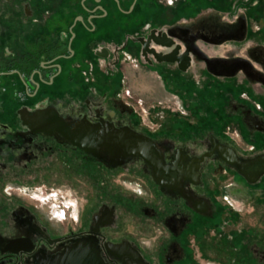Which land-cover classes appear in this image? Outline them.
Segmentation results:
<instances>
[{"label": "rangeland", "instance_id": "374dc122", "mask_svg": "<svg viewBox=\"0 0 264 264\" xmlns=\"http://www.w3.org/2000/svg\"><path fill=\"white\" fill-rule=\"evenodd\" d=\"M2 1L9 4L12 0ZM133 4V0H124L122 11L129 12ZM139 4L140 15L118 17L119 33L114 25L105 28L104 44L100 47H113L120 64L113 60L101 61L104 58L96 50L87 56L83 54L80 62L75 63L77 71H67L75 76L69 88L58 94H55L56 89H46L43 97H51L53 103L61 105L67 95L70 113H77L89 100L96 104L95 108L101 106L103 111H117L119 125L144 133L157 144L168 140L187 147L190 152H195L196 148V153H200L203 151L201 141L213 134L224 138L240 155H252L253 149L255 153L264 152V143L260 137L255 139L247 124L254 121L259 129L264 128V0H139ZM27 11L30 14L29 7ZM111 21L116 23L117 20ZM33 23H41V19L35 18ZM153 30L170 31L182 51L197 48L202 59L193 56L191 67L186 72L176 73L175 77L147 65L137 44ZM76 33L81 48L89 41L101 39V33H89L90 39L80 36V30ZM3 34L0 25V39ZM126 38L131 41L127 48L123 46ZM222 46L225 47V93L213 78L211 60L205 51L207 48L220 50ZM124 52H128L137 65L124 62ZM91 66L94 72L87 83L84 72ZM145 69L154 73L155 83L160 86V91L149 97L140 89L144 85ZM146 81L153 82L148 78ZM5 86L12 94L18 89L9 82ZM20 89L23 94V87ZM126 89L131 97L124 99ZM230 97L234 102H241V118L228 114ZM115 102L120 103L124 111L113 108ZM215 165H208L204 184L211 190L218 213L213 222L201 225L189 237L190 255L185 264H264V177L255 185H249L234 169L217 171ZM122 175L118 174L112 186L121 199L117 207L118 230L141 243L151 264H160V245L167 233L162 225L140 215L138 209L145 205L160 208L161 201L152 190L146 192V188L145 191L141 188L136 175L132 183L125 181ZM57 179L53 177L51 183L37 185L39 191L22 193V198L48 217L50 197L42 193L49 188L53 193L68 190L65 205L70 209L62 207L67 214L59 211L50 217L54 230L67 231L77 224L68 212L76 214L84 199L91 196L92 185L79 180L72 172L69 184L57 183ZM54 204L51 209L56 211L58 203Z\"/></svg>", "mask_w": 264, "mask_h": 264}, {"label": "flooded vegetation", "instance_id": "af4514ba", "mask_svg": "<svg viewBox=\"0 0 264 264\" xmlns=\"http://www.w3.org/2000/svg\"><path fill=\"white\" fill-rule=\"evenodd\" d=\"M87 1L83 0L82 3L84 2L88 11L84 9L83 4L81 5L90 16L87 20L80 16L84 20L82 24L86 23V28L90 31L92 26L87 22L89 18L94 15L96 18L92 21L103 17L106 19L108 12L102 6L103 0L100 3L93 0L97 6L90 9L86 5ZM98 7H102L107 12V16L97 10ZM94 10L96 11L93 13ZM78 24L79 22L76 25ZM94 27L93 33L101 32L96 26ZM102 44H104L102 39L88 43L91 47L90 51H98L99 56L108 53V58L100 59L101 61L113 60V63L120 64V59L114 56L117 51L113 47L109 49L100 47L103 46ZM130 44L129 38L124 39V47L127 48ZM137 45L142 60L149 65L143 57L142 44ZM151 48L156 50L157 55H166L175 47L169 50L154 46ZM68 53L43 62L44 67L40 66L31 71L24 68L5 70V67L0 65V264H49L50 260L65 255L78 245L97 248L105 264H151L141 243L123 230H118L117 207L121 199H118L116 190L112 186L119 173H123L122 177L130 183L135 180L134 175H136L138 177L136 179L141 182V188L143 190L146 188V192L152 190L156 198L161 201L160 208L145 205L138 209L140 215L159 223L167 233L160 245L159 263L185 264L190 255L189 237L198 231L201 225H209V222H213L218 213L215 202L210 196L211 190L204 184L205 174L209 164H216L217 171H222L223 168L228 170L225 163L217 158L220 156L218 148L229 143L222 137L208 134L207 138L201 141L203 151L196 153V148L195 152H190L185 146L176 145L168 140L159 141L158 147L164 155L166 165H173L178 157L187 156L188 159L182 165L186 169H192L196 165L195 159L211 155L205 157V161L197 170L200 172L197 184L193 183L192 178L182 180L184 190L180 193L170 187L157 185L149 166L141 160H129L119 164L117 158L108 151L98 155L87 154L80 148L70 145L60 133H54L53 129L29 128L20 110H27L24 117L30 121L37 117V111L50 106L57 108L59 120L65 125H84V122H88L93 126L108 124L116 128L126 127L117 123L119 121L117 111H103L101 106L95 108L93 106L96 104L90 100L79 107L77 113H70L67 95L66 98H62L61 105L58 102L53 103L51 97H43V91L46 89L49 91L56 89L55 94H58L60 79L62 82L65 80L64 77H68L67 81L70 83L69 78L73 80L75 77L67 72L69 69L67 64L72 62L71 72H74L77 71L76 64L79 61L77 62L76 57L70 56L69 46ZM124 53L128 54V52ZM94 57L96 59V56ZM149 59L153 66L167 65L179 70L178 64L159 63L152 54L149 55ZM58 65L61 66L60 72ZM6 82L18 89L12 94L5 86ZM36 85L39 87L37 88ZM21 86L25 90L23 94H21ZM112 107L120 112L124 111L120 103L115 102ZM49 115L46 116L47 122L53 119V115H50L51 117ZM247 124L258 128L254 121ZM255 150L252 155L242 156L253 157L264 153L257 151L255 153ZM70 172L76 174L79 180L91 184L92 193L89 198L84 199L75 215L68 212V215L76 220V227H69L67 231L54 230L50 225L52 219L50 217L59 211H63L66 215L62 207L70 209L65 205V202H68V190L53 193V189L49 188L42 193L50 197L48 217L42 216L35 207L23 200L22 195L26 191H39L36 186L51 183L53 177L56 179L61 177L62 180L57 179V183L69 184ZM183 195L190 196L191 200H185ZM53 202L58 203L56 211L51 209V206L55 205ZM201 204L208 209L202 211L203 209L200 208L201 212H198L197 208Z\"/></svg>", "mask_w": 264, "mask_h": 264}, {"label": "water", "instance_id": "95a60500", "mask_svg": "<svg viewBox=\"0 0 264 264\" xmlns=\"http://www.w3.org/2000/svg\"><path fill=\"white\" fill-rule=\"evenodd\" d=\"M85 1V0H84ZM118 7L120 4L118 0H114ZM97 3H100L101 0H96ZM137 0L134 1V4L129 12L130 13ZM85 10L87 8L82 3ZM97 10H100L104 13V16H107V12L102 8L98 7ZM88 11V10H87ZM96 10L93 11V13ZM96 16L92 15L89 18V22L95 19ZM83 23V17H78L75 20L74 25L71 28V40L69 43V52L73 54L71 50V44L75 39V33L73 28L77 23ZM140 43L143 46V57L149 65H152V61L149 59V55H154L155 59L159 63L167 64H178L179 70L181 72H186L192 65V57L195 59H202L201 54L197 48L191 49L187 48L185 51H182L180 44H177L173 40V36L170 31H157L153 30L150 32L149 36L146 38L140 39ZM160 47L166 50H174L171 53L166 55L155 54V49L151 48ZM103 58H108V53L105 52V55H102ZM44 67V65H42ZM213 73V72H211ZM25 86H27L25 84ZM37 88L39 85H36ZM20 113L23 115L25 124L29 128H39V129H53L54 133H60V135L66 139L70 145L73 147L80 148L87 154L98 155L103 151H108L112 156L117 158L118 163L121 164L124 161L129 160H141L147 166H149L152 177L157 185L163 187H170L175 191L183 193V186L181 181L186 178H192L194 184H197V180L200 178V172L197 170L200 169L201 164L205 161V157H210L208 154L202 156L200 159H195V166L186 169L183 166L188 157L184 156L182 158L178 157L176 162L173 165H166L164 160V155L158 147V144L151 139L148 135L136 131L131 127H122L116 128L113 125L103 124V126H93L88 122L85 124H74V125H65L63 124L58 117V110L54 106H50L46 109L37 111V117L32 120H26L24 114L27 113V110L22 109ZM50 114L53 115V119L49 122L46 120V116ZM49 115V116H50ZM51 117V116H50ZM32 125V126H30ZM35 125V127H34ZM218 151L220 152L219 158L217 160L225 163V166L228 168L234 169L249 185H255L264 177V153L257 154L253 157H246L239 154L237 149L231 145H225L219 147ZM185 200H191L190 196L183 195ZM205 211L207 206L201 204L198 206V212L200 210ZM138 258L143 260L140 255H137ZM49 264H105L103 259L99 255V250L94 247H89L85 245H78L74 248H71L65 255L58 256L49 261Z\"/></svg>", "mask_w": 264, "mask_h": 264}, {"label": "trees", "instance_id": "16d2710c", "mask_svg": "<svg viewBox=\"0 0 264 264\" xmlns=\"http://www.w3.org/2000/svg\"><path fill=\"white\" fill-rule=\"evenodd\" d=\"M82 1L12 0L9 4L0 2L2 20L0 25L4 32L0 39L2 42L0 44V65L4 66L5 70L24 68L31 71L34 68H40L42 62L52 60L59 55H68V42L71 37L69 30L74 20L80 15L85 20L90 16L83 10ZM118 1L120 8L113 0L102 2L104 9L108 12L106 19L117 20L115 24H111L116 26L117 33L121 28L118 21L119 16L140 15L139 0L130 14L122 12L124 0ZM86 5L89 9L97 6L93 0H88ZM27 7H29L30 14H28ZM35 18H40L44 26L41 23H33ZM43 18L49 22H44ZM20 37L23 38L22 42L19 41ZM24 91L23 88L22 93Z\"/></svg>", "mask_w": 264, "mask_h": 264}, {"label": "crops", "instance_id": "0c3cea01", "mask_svg": "<svg viewBox=\"0 0 264 264\" xmlns=\"http://www.w3.org/2000/svg\"><path fill=\"white\" fill-rule=\"evenodd\" d=\"M75 20H74V23H75ZM87 22L92 26V29L90 31L86 28V23L85 24H82V23L80 24L79 23L78 25H76L75 30H74L75 35H76L75 36L76 40L74 42L73 49H71L73 51V54L70 53L71 54L70 56L71 57H73V56L76 57V60L78 59L77 62L79 60H81L80 59L81 55H83V54L89 55V52H91L90 51L91 47L88 45V43L84 44V47H82V48L80 47V44H79L80 42H78V44H77V40L79 39V36L77 35L76 30H80L82 32L80 36H82V37L84 36L85 37L84 39H86V38L90 39L89 38V33L90 34L93 33V30L95 28L94 26H96L101 31L100 32L101 33L100 34V38L102 39L104 34L106 33L105 28H108L106 26H108L109 24L113 23L111 21V19L110 20H105L104 17L101 18V19H96V20L91 21V22H89V20H88ZM74 23H73V25H74ZM87 30H88V32H87ZM102 33H103V35H102ZM71 37H72V35H71ZM71 37H70V40H71ZM69 43H70V41L68 42V46H69ZM213 45H215V44H213ZM218 48H219V46H218ZM205 51H206V53L208 54V57L211 60V69L210 70H211V72H213V78L217 79L215 81L220 83V85L222 87V91L225 93V82H226L225 81V47L222 46V48L220 50H214V49L207 48V49H205ZM71 64H72V62H71ZM71 64H70V62L67 64V65H69L68 71H70V72L73 70V67L71 66ZM42 65L45 66V63L42 62L41 66ZM155 67H158L163 72L165 71V72L172 73L174 77H175L176 73H179V74L182 73L176 67L172 68V67L167 66V65H159V66H155ZM57 68H59V72H60L61 71V66L58 65ZM144 72H145V75H147V76H145V75L143 76V79L145 81L143 80L144 81V85H142L140 89H142V92L145 93L146 95H148V97H149L150 94L152 95V93H154L155 91H157V90L160 91V86H159V84L155 83L154 73H152L150 70H146V69H145ZM190 73H192V71ZM193 73L196 74L197 70L193 71ZM151 77H153V78H151ZM217 77H220V78H217ZM67 78L68 77H66V78L64 77L65 80H63L62 82H61L62 79H60V83L58 84L59 85L58 88L60 90H62V91H63V89H68L69 86H70V83H68L69 81H67ZM147 78H148V80L149 79L153 80V82L146 81ZM69 79L71 80V77ZM65 82H67L66 83L67 86L64 85ZM131 84H133V81H131ZM228 106H229V109H230V113H228V114H230V116H232V117H236L237 116L236 118H239V117L241 118V114L243 112V106H242L241 102H239V103L237 101L234 102V101H232V99L230 97ZM249 129L253 133L255 139L257 137H260L261 142L264 143V130L263 129L255 128L252 125L251 126L249 125ZM253 135H252V137H253Z\"/></svg>", "mask_w": 264, "mask_h": 264}, {"label": "built area", "instance_id": "2783aa9c", "mask_svg": "<svg viewBox=\"0 0 264 264\" xmlns=\"http://www.w3.org/2000/svg\"><path fill=\"white\" fill-rule=\"evenodd\" d=\"M124 62H128L132 65H137L136 62L133 60V58L127 53H124ZM93 72H94V68L92 66L89 68L88 72H84V76H85L87 83H90V81L92 80ZM123 95H124L123 96L124 99H125V97H131L130 91L127 89ZM127 104H128V102H127ZM128 105H130V104H128Z\"/></svg>", "mask_w": 264, "mask_h": 264}, {"label": "snow or ice", "instance_id": "6c2138e0", "mask_svg": "<svg viewBox=\"0 0 264 264\" xmlns=\"http://www.w3.org/2000/svg\"><path fill=\"white\" fill-rule=\"evenodd\" d=\"M169 2H171V0H169Z\"/></svg>", "mask_w": 264, "mask_h": 264}]
</instances>
